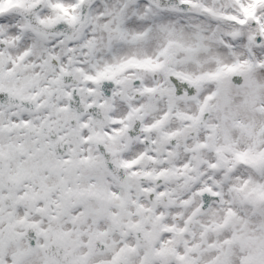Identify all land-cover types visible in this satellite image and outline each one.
Listing matches in <instances>:
<instances>
[{
  "label": "snow or ice",
  "instance_id": "6c2138e0",
  "mask_svg": "<svg viewBox=\"0 0 264 264\" xmlns=\"http://www.w3.org/2000/svg\"><path fill=\"white\" fill-rule=\"evenodd\" d=\"M0 264H264V0H0Z\"/></svg>",
  "mask_w": 264,
  "mask_h": 264
}]
</instances>
